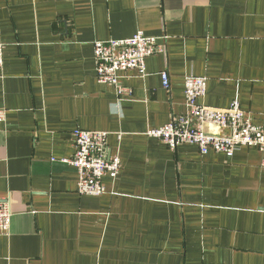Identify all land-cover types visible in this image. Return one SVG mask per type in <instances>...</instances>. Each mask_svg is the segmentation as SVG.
Here are the masks:
<instances>
[{
  "label": "crops",
  "instance_id": "crops-1",
  "mask_svg": "<svg viewBox=\"0 0 264 264\" xmlns=\"http://www.w3.org/2000/svg\"><path fill=\"white\" fill-rule=\"evenodd\" d=\"M138 31L165 55L121 73L119 100L92 43ZM0 44V264H264V151L201 156L146 135L186 114L191 75L201 104L237 101L264 131V0H0ZM75 129L108 133L120 157L100 197L78 195L61 162Z\"/></svg>",
  "mask_w": 264,
  "mask_h": 264
},
{
  "label": "built area",
  "instance_id": "built-area-1",
  "mask_svg": "<svg viewBox=\"0 0 264 264\" xmlns=\"http://www.w3.org/2000/svg\"><path fill=\"white\" fill-rule=\"evenodd\" d=\"M93 58L96 80L101 85L114 88L120 100L129 96V90L121 84V73L135 71L145 74V61L153 55H165L157 38L148 37L141 31L126 39L94 41ZM3 45L0 44V70L3 68ZM162 87H170L167 72L160 74ZM206 95V79L187 76L184 78V105L186 114L178 116L166 125L148 130L147 137L159 140L169 150L181 145L196 147L201 156L209 151L232 157L241 148L264 151V131L253 125L249 113L241 109L237 101L228 108L205 106L200 101ZM6 121V111L0 109V123ZM122 135H117L120 142ZM108 133L75 129L72 131L73 155L61 161L76 173L77 193L80 196L100 197L106 193L103 178L115 180L122 168L118 154L107 159ZM264 168V160L262 161ZM12 212L8 202H0V236L9 234Z\"/></svg>",
  "mask_w": 264,
  "mask_h": 264
},
{
  "label": "water",
  "instance_id": "water-1",
  "mask_svg": "<svg viewBox=\"0 0 264 264\" xmlns=\"http://www.w3.org/2000/svg\"><path fill=\"white\" fill-rule=\"evenodd\" d=\"M109 155H110V152H108V154H107V159H108Z\"/></svg>",
  "mask_w": 264,
  "mask_h": 264
}]
</instances>
